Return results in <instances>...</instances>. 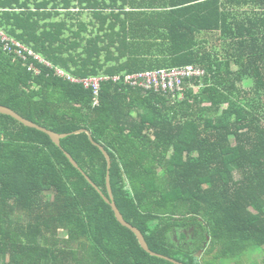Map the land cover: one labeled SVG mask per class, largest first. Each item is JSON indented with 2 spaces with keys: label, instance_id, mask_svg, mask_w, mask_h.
I'll list each match as a JSON object with an SVG mask.
<instances>
[{
  "label": "trees",
  "instance_id": "trees-1",
  "mask_svg": "<svg viewBox=\"0 0 264 264\" xmlns=\"http://www.w3.org/2000/svg\"><path fill=\"white\" fill-rule=\"evenodd\" d=\"M0 28L48 63L0 47V105L69 134L59 147L0 114V264H175L147 253L66 156L109 197L90 135L111 157L117 207L152 252L264 264V0H0ZM189 65L204 75L183 93L108 80L97 105L57 74ZM191 227L202 240L178 245L173 235Z\"/></svg>",
  "mask_w": 264,
  "mask_h": 264
},
{
  "label": "built area",
  "instance_id": "built-area-1",
  "mask_svg": "<svg viewBox=\"0 0 264 264\" xmlns=\"http://www.w3.org/2000/svg\"><path fill=\"white\" fill-rule=\"evenodd\" d=\"M0 47H2L5 52L14 54L16 57L23 60L33 57L34 59L48 65L46 60L38 56L32 49L24 46L15 39L10 38L1 28ZM30 70H35V67L31 65ZM57 74L72 82L82 83L86 88H91L95 96V105H97L99 103L98 98L101 90V83L103 81L112 80L114 83L123 82L125 85L134 88L177 95L179 93H183L184 82L186 80L194 77H201L204 75V71L198 67L189 65L173 69H161L125 74L124 76L116 75L111 77H91L86 79L73 78L61 70H58Z\"/></svg>",
  "mask_w": 264,
  "mask_h": 264
},
{
  "label": "water",
  "instance_id": "water-1",
  "mask_svg": "<svg viewBox=\"0 0 264 264\" xmlns=\"http://www.w3.org/2000/svg\"><path fill=\"white\" fill-rule=\"evenodd\" d=\"M0 114L10 116V117L14 118L15 120L19 121L20 123H22L26 127L33 128V129H37V130H39L41 132L46 133L47 135H49L51 137V139L53 140V142L57 146H59V147H61V140L64 139V138H66L67 136H69V134H58V133L52 132V131H50L48 129H45V128H43V127L35 124L34 122H31V121L23 118L22 116H20L19 114H17L12 109H10L8 107H5V106H2V105H0ZM78 132H87V131L86 130H81V131H78ZM90 139H91V141H92V143L94 145L98 146L101 149V151L103 152V154L106 157L107 162H108V174H107V179H106V185H107V190H108V193H109V197H107L106 195H104V193L93 183V181L81 170V168L79 167V165L77 164V162L73 159V157L68 152H65V154L68 157V159L70 160V162L73 164V166L75 168L79 169L83 173V175L86 177V179L88 180V182L90 184H92L94 188L97 189V191L103 197V199L105 200V202L112 207V209H113V211L115 213V216H116L118 222L122 226H124V227L128 228L129 230H131L136 235V237H137V239H138L141 247L147 253H149L151 256H154V257H158V258H162V259L169 260V261H171V262H173L175 264H182V263H179V262L174 261L172 259H169V258H167V257H165L163 255L156 254V253L152 252L151 249L149 248V245L147 244L146 239H145L144 235L142 234V232L139 229H137L136 227H134L133 225H131L130 223H128L125 220V218L123 217L121 211L117 207V204H116L115 199H114V196H113V191H112V187H111V177H110V169H111V165H112L111 157L108 154V152L105 150L104 147H102L101 145L97 144L94 141V139H93V137L91 135H90Z\"/></svg>",
  "mask_w": 264,
  "mask_h": 264
},
{
  "label": "flooded vegetation",
  "instance_id": "flooded-vegetation-1",
  "mask_svg": "<svg viewBox=\"0 0 264 264\" xmlns=\"http://www.w3.org/2000/svg\"><path fill=\"white\" fill-rule=\"evenodd\" d=\"M195 231L192 234H189V233H191V229H190V232L187 231V229L183 230V232L185 234V238H184V242L182 244L184 247H189V246H192L193 244L195 245L202 240V238H203L202 230L201 229L199 230V232H200L199 235H196Z\"/></svg>",
  "mask_w": 264,
  "mask_h": 264
},
{
  "label": "rangeland",
  "instance_id": "rangeland-1",
  "mask_svg": "<svg viewBox=\"0 0 264 264\" xmlns=\"http://www.w3.org/2000/svg\"><path fill=\"white\" fill-rule=\"evenodd\" d=\"M87 14H88V13L85 12V15H87ZM82 19H84V20H86V21H89L91 18L88 17V16H85V17H83ZM246 85H247V86L251 85V82H250V81H249V82H246ZM187 231L190 232V229H188ZM194 231H195V228H194V227H191V233H189V234H192ZM196 246H197V245H196ZM198 255H199V257L202 256V252H201L200 254H198Z\"/></svg>",
  "mask_w": 264,
  "mask_h": 264
},
{
  "label": "crops",
  "instance_id": "crops-1",
  "mask_svg": "<svg viewBox=\"0 0 264 264\" xmlns=\"http://www.w3.org/2000/svg\"><path fill=\"white\" fill-rule=\"evenodd\" d=\"M190 229H191V228H190ZM187 230H188V229H187ZM182 232H183V231H182ZM183 233H184V232H183ZM173 238H174V240L177 242L178 245H183L182 243L184 242V240H182V239L179 240V239L177 238V235H176V234L173 235Z\"/></svg>",
  "mask_w": 264,
  "mask_h": 264
}]
</instances>
